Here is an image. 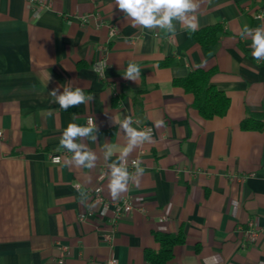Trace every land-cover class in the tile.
<instances>
[{
  "label": "crops",
  "instance_id": "1",
  "mask_svg": "<svg viewBox=\"0 0 264 264\" xmlns=\"http://www.w3.org/2000/svg\"><path fill=\"white\" fill-rule=\"evenodd\" d=\"M43 1L49 8L39 11L0 0V264H150L146 251L160 250L154 234L181 229L186 241L168 264H264V131L240 126L250 113L264 115V60L242 31L264 27V0H194L198 30L225 29L210 56L178 21L174 37L133 27L115 0ZM130 63L137 81L123 78ZM197 69L216 70L212 83L231 101L225 117L202 118L194 95L173 85ZM64 87L93 99L65 111L49 95ZM125 117L152 139L116 161L129 141ZM89 118L97 140L74 142L97 157L91 169L56 151L68 124L89 126ZM113 162L130 172L116 201ZM102 174L104 200L93 202ZM124 198L145 211L117 215ZM250 225L255 243L244 232Z\"/></svg>",
  "mask_w": 264,
  "mask_h": 264
},
{
  "label": "clouds",
  "instance_id": "2",
  "mask_svg": "<svg viewBox=\"0 0 264 264\" xmlns=\"http://www.w3.org/2000/svg\"><path fill=\"white\" fill-rule=\"evenodd\" d=\"M115 5L124 13L125 18L133 27H140L142 30L155 31L159 29L174 37L176 27L173 21H178L182 28L191 32H195L199 28L197 10L200 4L194 2V0H115ZM242 31L252 38L253 58L257 61L264 60V27H258L253 31L248 26H244ZM140 76V68L135 63H130L123 78L137 81ZM57 91L58 89H54L49 95L54 97L55 102L65 111H67L69 106L87 105L93 99L92 94L86 95L81 88L70 90L69 87H64L63 94L59 96L56 94ZM163 123L162 120L157 121L156 126L161 127ZM119 124L128 135L129 141L116 161L125 160L134 147L152 139L148 133L131 127L132 119L130 117L120 120ZM94 131L95 124L90 123L89 126H80L75 123H69L60 139V147L56 151H60L62 148L67 149L68 152L72 153L71 159L75 161L77 166H84L88 169L93 168L97 159L95 154L91 150H85L82 144L76 143L74 140L90 136L91 140L95 142L97 137L91 135ZM141 163L142 161L140 160L133 162V167L139 177H142L145 172V169L140 166ZM109 167L111 169V180L108 188L112 200L116 201L120 198V194L125 193L129 188L130 172L127 165L123 163L113 162ZM139 183L140 180H137L135 184L139 186ZM110 264H116V261L113 260Z\"/></svg>",
  "mask_w": 264,
  "mask_h": 264
},
{
  "label": "trees",
  "instance_id": "3",
  "mask_svg": "<svg viewBox=\"0 0 264 264\" xmlns=\"http://www.w3.org/2000/svg\"><path fill=\"white\" fill-rule=\"evenodd\" d=\"M224 33L225 29L221 24L196 30L195 32L188 31V34L202 46L208 56L212 55L215 46ZM169 65V62L160 64L162 67ZM215 74V69H197L187 76L176 78L173 81L174 86L181 87L187 93L194 95V108L206 120L225 117L231 105L229 97L212 83ZM240 126L244 131L263 132L264 115L250 113L242 120ZM154 237L160 245V250L158 252L146 251L150 264H168L174 258V249L186 241L183 229L178 234L155 233Z\"/></svg>",
  "mask_w": 264,
  "mask_h": 264
},
{
  "label": "built area",
  "instance_id": "4",
  "mask_svg": "<svg viewBox=\"0 0 264 264\" xmlns=\"http://www.w3.org/2000/svg\"><path fill=\"white\" fill-rule=\"evenodd\" d=\"M28 4L32 7H36L39 8L40 10L43 9H48L49 5L47 3H45L43 0H27ZM262 16L259 15L258 18H261ZM117 35V31L116 29H112L111 31V36L115 37ZM106 66L105 61H102L101 63L96 65V69L99 73H103L104 68ZM94 124V119L93 118H89L88 119V125ZM150 130H145L144 132H149ZM3 134L2 132H0V137H2ZM68 153H64L61 155H54L51 157V162L53 164H61L63 161V158L65 155H67ZM134 162V161H133ZM133 162H132V166H133ZM105 180V174H102L99 177V183L98 185L91 191V197H92V201L93 202H101L103 201V182ZM108 207V206H107ZM113 209L116 212L117 215H123V214H129L133 211H145V207L141 204L140 200L137 201H131L130 199H121L120 201H118L117 203H115L113 205ZM246 233V235L248 236V241L251 243H255L257 241V239L259 238V232L256 231L252 225L249 226V229L244 231ZM106 239L108 241L111 240V236L107 235ZM116 261L115 259H108L106 261L107 264H110L111 261ZM116 264H118V262L116 261Z\"/></svg>",
  "mask_w": 264,
  "mask_h": 264
}]
</instances>
